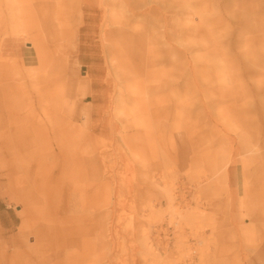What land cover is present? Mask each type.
<instances>
[{
    "label": "bare ground",
    "instance_id": "6f19581e",
    "mask_svg": "<svg viewBox=\"0 0 264 264\" xmlns=\"http://www.w3.org/2000/svg\"><path fill=\"white\" fill-rule=\"evenodd\" d=\"M245 2L240 0L242 9L255 21L256 14ZM194 12L200 15L199 22L205 21L202 10ZM172 15L169 0H0V162L8 180L7 194L24 205L18 235L0 221V264H172L167 248L165 257L155 255L151 262L140 258L138 250L122 262L120 231L111 237L112 227L119 228L122 217L118 182L122 172L108 145L111 134L132 156L133 147L140 146L145 160L142 144L149 152L157 150L162 140L165 147L171 146L167 132L174 112L184 140L180 127L188 108L199 110L204 105L189 102L186 75L171 77L178 66L172 56L181 54L174 53L172 41L183 36L179 33L183 26H175ZM252 28L260 29L255 24ZM260 37L253 38L239 65L242 78L257 89L264 87V35ZM195 41L201 46L202 39ZM24 42L34 50L20 66L19 47ZM83 42L95 64L88 80L74 81L63 54H76ZM204 60L197 59L200 64ZM83 85L90 91L77 103L76 88ZM106 116L121 126L106 123ZM83 119L84 126H78ZM233 133L235 138L225 134L227 159L213 143L192 147L198 150L188 164L189 190L194 192L195 187L198 193L194 203L176 209L167 175L157 170L153 178L163 194L160 206L166 203L175 213L170 223L176 239L191 227L183 264H234L236 245L225 240L236 233L245 240L258 234L260 250H256L264 261V126L252 131L251 137ZM213 136L206 138L210 141ZM166 157H171L169 150ZM51 158L58 160L60 187L54 182L57 164L50 163ZM69 187L81 191L82 209L92 210L87 221L78 222L63 209L56 216ZM220 209L226 222L208 213L219 214ZM246 218L251 226L243 225ZM47 221L55 228L44 225ZM157 224H163L162 213ZM24 236L34 243L21 242L19 237ZM158 243L165 245L160 239Z\"/></svg>",
    "mask_w": 264,
    "mask_h": 264
},
{
    "label": "rangeland",
    "instance_id": "374dc122",
    "mask_svg": "<svg viewBox=\"0 0 264 264\" xmlns=\"http://www.w3.org/2000/svg\"><path fill=\"white\" fill-rule=\"evenodd\" d=\"M169 4L173 9V24L183 26L182 31L179 32L183 36L174 38L172 41L174 53L181 54L172 56V61L178 66L171 77L177 80L182 78V75H186V93L189 102L204 105L199 106V110L191 109L192 106L188 108L187 115L183 117L184 123L180 127L181 129L183 126L184 140L178 130L180 123L178 114L174 112L167 132L171 146L165 147L162 140L157 150L149 152V147L141 145L140 142L147 155L145 160H142L140 146L133 147L134 155L132 156L127 146L124 144L121 147L118 146L113 141L112 135H109L108 145L112 161L119 166L122 172L118 180L124 202L122 217L119 218V228L112 227L111 236L114 238L113 235L120 231L122 262L131 255L133 250H138L140 258L145 257L151 262L155 255L165 257L164 253L167 248L169 261L172 264H183L187 258L186 250H188L187 244L191 238V227L187 228L184 235L180 234V239H176L174 227L170 223L175 213L172 211L171 214L166 203L163 207L160 206L159 199L161 200L163 194L159 193L153 184L157 170L168 177L171 193L176 195V209L186 204L189 205V202L194 203L193 195L198 197V193L195 187L194 192L189 190L191 170L188 164L190 157L194 155L193 152L198 150H192V147L198 144V146L202 145L207 148L211 145L210 143H213V146L220 150L223 158L227 159L230 156L228 153L230 148L228 139L225 138L226 133L235 138L233 130H237L251 137L252 131H257L259 126H264V87L257 89L249 79L242 78L239 69L240 63L246 56L245 50L249 48V44L251 46L253 38L264 35V0H248L246 3L247 6L251 5L248 10L256 14L255 21H252L253 14L249 15V11L245 12L242 9L240 0H186L184 2L169 0ZM194 10L203 11L201 16L205 18L204 22H199L201 17ZM257 11H260V14ZM261 23L263 28L260 27ZM253 24L260 29L253 30ZM15 32L17 33L18 30L16 29ZM200 34L202 35L196 37ZM17 38L16 35H11V39ZM195 39H202L201 46L196 45ZM87 46L88 44L83 42L76 54L72 56L63 54L67 71L74 81L88 80L87 73L95 64L92 58L93 53ZM19 49L22 54L18 60L21 66L24 65L25 59L31 57L27 53L33 52L34 49L32 44L27 42L22 43ZM199 57L205 58L201 64L197 61ZM181 58H184V63L181 62ZM194 69L197 74L193 72ZM92 75L96 73L93 72ZM76 89L74 101L80 103L83 96L89 93L90 87L83 85ZM88 103L89 101L84 105L89 106ZM94 120H101V117H95ZM105 120L112 126H121L118 120L110 116H106ZM85 122L83 119L77 125L84 126ZM208 134H214L212 139L210 138L211 142L208 141L209 138H206ZM167 150L170 151V158L166 157ZM204 153L207 154L208 151ZM136 154L139 155L135 157ZM49 162L57 164L53 169L54 182L57 187H60L62 183L60 177L57 176L58 160L51 158ZM3 172V163L0 162V221L5 228L14 227L13 235L15 236L19 234L22 226L20 215L24 212V205L14 200L11 201L10 194L6 192L8 180L3 176ZM147 177H149V183H146ZM236 189L237 187H233L234 192ZM88 192H90L89 189ZM204 196H202V201L205 200ZM80 198L81 191L69 187L63 201L59 203L60 208L56 210V216L63 209L70 218L75 217L78 222L87 221L92 210L82 209ZM192 207L195 206L190 208ZM159 213H162L163 218L161 226L157 224ZM208 213L214 218L217 217L220 223L227 221L224 219L222 209L219 214L215 211H208ZM44 225L48 228L50 226L55 228L50 221L45 222ZM243 225L251 226L250 219L246 218ZM158 234L161 237L158 236L156 240ZM19 239L25 243L28 241L30 245L31 242L34 243L26 236L19 237ZM159 239L164 241V246L158 243ZM225 241L227 244L236 245L234 264H247L248 261L252 264L253 262L255 264L264 263L257 252L260 250L258 234L245 240L236 233L229 235ZM241 247L243 251H240Z\"/></svg>",
    "mask_w": 264,
    "mask_h": 264
}]
</instances>
